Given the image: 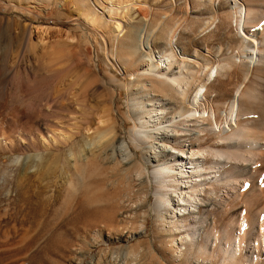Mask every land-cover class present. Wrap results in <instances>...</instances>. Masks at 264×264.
<instances>
[{
  "label": "rangeland",
  "instance_id": "rangeland-1",
  "mask_svg": "<svg viewBox=\"0 0 264 264\" xmlns=\"http://www.w3.org/2000/svg\"><path fill=\"white\" fill-rule=\"evenodd\" d=\"M237 1L253 11L254 24L244 26L246 34L264 35V0ZM134 2L150 11L147 33H154L150 37L154 51L165 52L169 30L181 24L177 52L193 56L197 49L195 58L205 66L202 70L211 63L226 64L206 95L217 107V126L212 122L211 129L217 133L231 125L223 111L238 88L250 89L237 123H249L254 135L264 137V63L247 68L240 63L246 57L240 49L242 33L235 22L233 0H217L214 5L210 0H120V7L126 11ZM0 4V264H95L98 260L103 264H221L220 247L213 243L227 215L219 216L213 232L202 220L197 225L201 228L197 241L202 245L209 240L211 256L200 255L190 246L191 253L177 260L175 251L165 246L180 243L190 228L184 223L186 228L171 231V243L165 238L167 226L149 212L153 195L138 186L130 165H118L110 155L97 152L83 167L69 155H77L84 145L86 128L92 129L86 136L97 140L92 133L100 120L112 123L121 139L131 133L127 93L104 55L116 57L112 63L133 79L145 64L140 51L133 49L135 35L129 34L125 39L130 41L115 52L108 28L98 29L103 41H85L84 27L76 26L82 24V19H76L83 10L72 2L0 0ZM27 9L40 18H33ZM215 9L218 22L202 33ZM122 15L115 19L126 21L128 17ZM137 26L128 31L138 34L142 26ZM54 49L61 52L56 61L50 56ZM167 108L164 117H174L179 104L173 101ZM190 130L193 133L186 135L190 142L178 136L180 144L174 146H210L212 135L199 134L193 140L194 129ZM257 170L255 182L260 183L264 163H258ZM225 192L221 189L220 194ZM202 197L206 203L207 194ZM238 206L240 214L245 207ZM137 246L142 248L137 259L125 254L127 248Z\"/></svg>",
  "mask_w": 264,
  "mask_h": 264
},
{
  "label": "bare ground",
  "instance_id": "bare-ground-1",
  "mask_svg": "<svg viewBox=\"0 0 264 264\" xmlns=\"http://www.w3.org/2000/svg\"><path fill=\"white\" fill-rule=\"evenodd\" d=\"M60 1L72 2L77 10H83L78 15L80 18L76 19H82V24L76 22V26L84 27L82 37L88 44L98 43L97 38L104 40L98 30L102 27L108 28L112 51L115 52L124 41H130L125 39L129 34L135 35L133 49L140 51L145 62L142 73L134 75L135 79H132L112 63V60L116 61V57L104 55L106 63L118 75V81L127 93L128 115L133 127L128 137L121 139L112 123L100 120L98 129L92 133L97 134V140L86 136L92 130L86 128L85 137L90 141L86 139L78 154L70 153V157L86 167L89 158L95 157L97 152H103L106 157L110 155L114 159L111 162L130 165L134 170L132 177L138 186L149 190L153 195L154 202L148 206L149 212L154 214L156 221L167 226L165 238L171 243L174 237L171 231L186 228L184 223L188 224L189 232H192V235L186 232L180 243L174 242L175 247L165 246L167 251H175V259H183L184 253H191L190 246H195L200 255L211 256L212 252L207 248L209 240L205 239L202 245L197 241L195 235L201 230L197 225L202 220V225L207 224L206 227L213 232L218 225L219 216L224 214L227 215V221L225 226L216 232L213 243L220 247L221 264H264V174L260 175V183L255 182L259 171L258 163H264V137L254 135L250 131L249 123H237L239 111L244 106L242 101L245 95H250V89L236 90L228 108L223 111L226 120L229 118L232 121L231 125L228 124L225 129H219L216 133L211 129V125L214 122L217 126V107L212 105L206 95L216 81L219 70L226 64L211 63L202 70L203 65L195 58L199 53L197 49L194 48L196 54L193 56L177 52L175 44L181 24L169 30L168 49L165 52H156L150 43L151 34L154 33H147L150 11L145 4L134 2L125 11L120 7V0ZM210 1L212 5L217 2ZM232 9L236 17L235 22L240 25L242 33L241 53L244 52L246 57V60L240 63L246 68L251 64L255 67L261 62L264 63V35L257 36L254 32L248 36L244 30L248 23L254 24L251 20L252 9L241 7L237 0H233ZM28 14L35 19L40 18L32 11ZM121 14L122 18L128 19H115ZM214 14V17L211 16V22H207L203 27L202 33L218 22L216 9ZM237 18L241 19V22ZM137 24L142 26L138 34L128 31V28H138ZM60 53V50L54 49L50 56L56 61ZM243 71L249 74L248 71ZM138 96H144L146 99L142 97L139 100ZM143 100L147 104L143 103ZM173 101L178 102L179 110L174 117H164L169 111L167 104ZM191 128L194 129L193 140L201 135H212L210 146L194 148L191 143L187 148L185 145L179 148L174 146L180 144L177 137L185 138ZM185 139L190 142L188 137ZM224 144H228V148H223ZM169 149L178 150V155ZM205 154L210 158L207 159ZM84 175L81 172V180ZM138 186L136 187L139 190ZM221 189H226L225 195L220 194ZM205 194L208 196L206 203L202 197ZM238 205L245 207L240 214ZM141 249V246L129 247L124 252L137 259L141 255ZM95 264L103 263L98 260Z\"/></svg>",
  "mask_w": 264,
  "mask_h": 264
}]
</instances>
